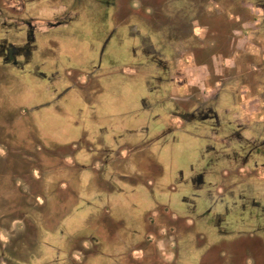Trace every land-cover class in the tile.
Listing matches in <instances>:
<instances>
[{
	"label": "rangeland",
	"instance_id": "obj_1",
	"mask_svg": "<svg viewBox=\"0 0 264 264\" xmlns=\"http://www.w3.org/2000/svg\"><path fill=\"white\" fill-rule=\"evenodd\" d=\"M113 1L114 12L112 0L6 1L12 10L23 3L19 14L33 19L40 27L37 36L41 38L37 41L33 61H39L43 70L53 73L55 78L46 81L32 76L31 83L20 81L15 85L20 88L17 89L15 79L10 76L5 90L0 85V98L7 90L12 92L11 97L10 93L6 97L9 107L42 104L22 118L20 131L18 125L10 127L18 119L19 110L5 109L0 102V245L8 249L13 241L18 244L14 248L15 256L7 253L0 264H122L123 255L119 254L126 252L127 246L139 252L132 256L131 264H153L148 259L150 252L160 258L156 264L199 263L205 246L199 243L196 246L195 240L185 239L180 233L170 235V222L160 218V206L167 205L178 213L177 208L183 206L182 197L188 193L181 184L175 191L168 189L175 177L179 178L180 170L184 178L190 173L187 148L194 140L185 130L177 133L178 142L170 143L167 136L163 138L166 141H161L163 147L159 141L144 150L145 160L154 159L160 168V175L148 176V185L114 181L110 185L115 192L106 190V177L110 176L112 167L103 168L104 176L100 175L106 179L101 181L94 170L99 162L93 155L103 144H125L129 137L122 130L147 126L148 118L170 105L161 103L152 111L141 108L143 98L151 101L166 90L164 83L159 86L155 79L162 73L160 67L146 57L141 48L142 37H148L158 47L159 53L154 55L162 58L161 64H166L167 68L179 58L184 60L189 53L192 64L206 63L204 73L208 71L210 82L217 81L225 74L216 60H221L220 54L231 53L229 46L233 36L239 34L235 29L248 30L256 25L254 19L264 17V6H258L253 0ZM66 10L71 17L67 23L47 26L52 16ZM154 11L161 18L162 25L157 24L159 34L154 35L142 26L140 33L132 32V27L138 25V19L132 14L152 15ZM191 30L196 34L191 35ZM212 60H215L213 64ZM228 65L233 66L230 61ZM191 71L193 76L200 75L199 67L187 70L186 74ZM223 71L228 72L229 67H224ZM198 85L191 88L190 84L185 89L186 94L194 88L199 98L201 93L208 97L210 93H206V88ZM171 92L166 90L167 95ZM161 119L160 123H165L166 117ZM152 125L153 121L149 131ZM187 130L193 133L192 129ZM135 135L141 137L144 133ZM33 137L40 140L38 150L46 148L50 153L37 151L34 145L27 148L26 142L30 144ZM80 137L85 145L74 149L72 143ZM68 159L88 167L77 170ZM127 162L137 167L132 159ZM147 165L145 162L144 166ZM31 169L34 175L40 174L41 185L30 177ZM40 207L38 215L33 209ZM148 210L155 211L158 215L155 222L162 223L165 231L159 237H152L151 243L142 237L122 243L121 239H109L105 234L110 219H121L129 226L142 219L147 222L144 213ZM14 217L17 221L13 222ZM134 228L142 231V228ZM154 233L157 235V231ZM93 238L103 240L102 254L84 256L83 250L92 249ZM21 241L26 242V246L33 245L25 258H22L26 254L25 244L21 245ZM220 250L219 262L225 263L226 249ZM18 259L23 261L15 263Z\"/></svg>",
	"mask_w": 264,
	"mask_h": 264
},
{
	"label": "flooded vegetation",
	"instance_id": "obj_2",
	"mask_svg": "<svg viewBox=\"0 0 264 264\" xmlns=\"http://www.w3.org/2000/svg\"><path fill=\"white\" fill-rule=\"evenodd\" d=\"M113 4L114 1L112 0L111 6L114 12ZM151 5L155 9L153 2ZM21 6L12 10L10 5L7 6L5 2L0 0V73L3 77L0 79V85L3 90L7 88L10 76L15 79L14 86L20 84V81L21 83H31L32 76L43 78L46 81H53L55 78L53 73L50 74L43 70L42 65L38 63L39 61H33L34 52L38 45L37 41L41 38L40 35L39 37L37 35L41 30L33 19L24 18L19 14ZM156 13L154 11L151 13L152 15L150 13L132 14L138 19V25L132 27V32L140 33L142 26L144 30L154 35L159 34L160 27L157 24L160 26L162 24L159 14ZM125 14L128 15L127 12ZM125 14L123 17L126 19ZM69 16L67 10L64 14L52 16L48 27L52 28L61 23H67L71 18ZM117 16L121 15L117 14ZM122 20L123 18L120 21ZM149 40L148 37H142L141 48L146 57L155 66L160 67L162 76L155 79H157L159 86L164 83L166 88L167 83H169L167 79L169 68L166 64H161L162 61L158 62L155 59V44ZM91 74L92 72L86 76L87 80ZM82 86L84 87V85ZM15 87L20 89L18 86ZM150 92L153 93V89H150ZM9 93L8 90L6 94L2 93L0 102H3L5 109L19 110L18 119L10 127L18 125L21 131L22 118L26 116L28 111L38 108L42 104L29 105V107L25 105L9 107L6 103V97H9ZM11 94L12 92L10 97ZM217 98V94H213L208 100H199L193 94L184 97L172 96V94L167 95L166 90L151 101L148 98H143L141 108L144 111H151L161 103H169V107L160 110L159 115L164 114L166 118H169V121L176 120L174 125L165 121L162 125L160 124L163 128L161 131L158 128L154 129V123L159 122V120L156 118L157 116H153V118L147 119V126L142 125L138 126V129L122 130L121 132L128 134L129 138L136 139L119 146L103 144L97 150V154L93 155L99 162L98 167H94V170L99 173L101 181L107 178L105 189L109 191L115 192L116 189L110 185L114 181L141 182L148 185V176L160 175V168L154 159L148 157L145 160L144 150L153 142L159 141L163 147L161 141L167 136H169L168 141L170 143L178 142L180 138L177 133L185 130L186 134L194 140L189 142L187 148L190 173L187 178H184L183 171L180 170L179 178L175 177V182H172L168 189L175 191L177 185L181 184L187 188L188 193L182 197L183 206L177 208L178 213L169 209L167 205L160 206L161 220L170 222L168 223L170 235L178 236L180 233L184 235L185 239L195 240L196 246L198 243L201 247L205 246L202 247L198 264H203L202 259L207 258V256L208 259L211 258L208 260L210 261L209 264H216L217 262L219 264H264V109L260 110V112L262 111L260 119H258L260 123L248 127L239 121V110L235 107L218 108L216 106ZM151 121H153L152 130L149 131ZM188 128L192 129L193 133L189 132ZM246 132H249L252 137L246 136ZM142 133L144 135L141 137L135 135ZM122 136L120 134V137ZM163 140L166 141V139ZM83 142V137H80L72 145L75 146L74 149L82 148L85 145ZM39 143L40 140L33 137L30 144L28 141L26 142V147L31 149L34 145L37 151L50 153L46 148L38 150ZM124 145L126 152L122 153L124 149L121 147ZM41 152L40 154H42ZM130 159L136 163L137 167L130 166L127 162ZM144 161L148 163L147 166H144ZM67 162L72 163L77 170L88 167V165H82L70 159ZM107 167H112V172L110 176L102 179L100 174L104 176L103 168ZM30 173V177L36 179V182L41 185L40 174L36 172L34 175L33 169L30 170ZM119 191L121 189L118 187L117 192ZM41 205L43 204L41 203ZM33 210L39 215L42 207ZM24 213L26 216L27 211ZM157 216L154 210L145 211L144 217L147 222L142 219L130 226L124 225L121 219L112 218L110 224L107 225L105 234H108L109 239H121L122 243H125L126 239L133 240L139 237L151 243L152 237H159V234L165 232L161 226L163 224L155 222ZM11 221H17V219L14 217ZM35 221L37 224V218ZM134 227L142 228V231ZM122 231H125L123 232L124 236L121 235ZM155 231H157V235H153ZM92 241V249L83 250L84 256L101 253L100 246L103 247V240L99 241L98 238H93ZM19 243L25 244L26 254L22 255V258H25L28 248L33 247V245L26 246V242L22 241ZM16 245H18L16 241H13L8 249L0 245V259H6L7 253L15 256L14 248ZM220 248L226 249L225 263L224 261L219 262L221 259ZM119 255H123L122 264H131L132 256L139 255V252L127 246L126 252ZM155 255L154 252L148 254V259L153 264L160 260ZM228 259H230L229 262ZM17 261L20 263L23 260L18 259L15 263ZM205 262L208 263L206 259Z\"/></svg>",
	"mask_w": 264,
	"mask_h": 264
},
{
	"label": "crops",
	"instance_id": "obj_3",
	"mask_svg": "<svg viewBox=\"0 0 264 264\" xmlns=\"http://www.w3.org/2000/svg\"><path fill=\"white\" fill-rule=\"evenodd\" d=\"M2 1L6 3L7 0ZM253 1L263 8L264 0ZM254 23H256V25L248 30L235 29L234 32L239 34L233 36V41L229 46L231 53H229V55L220 54L221 60H216V64L222 67L223 70L224 67H229L228 72L222 70L225 74L223 76L224 78L221 77L218 78L217 81L210 82L208 71L204 73L203 70V67L207 66V64L201 62H195L192 64L193 61L190 59L191 54L188 53L185 55L186 58L184 60L179 58L177 62L172 63L171 66L169 65V75L167 77V79L169 78V83L166 85V90L169 92L172 91V96L184 97L193 94L199 98V96L194 93L195 89H191L192 87H196L199 83V88L202 86V88H206V93H210L206 98L204 97V93H201L202 97L199 98V100H208L213 94H217L218 98L216 106L218 108L235 107L239 110V121L241 123L246 124L248 127H253L254 125L259 124L260 120L258 119H260L262 113L260 110L264 109V17L254 19ZM47 26H49V24ZM194 33L196 34L195 30H191V35H194ZM154 48L155 52L159 53L158 47H155L154 45ZM155 59L158 60V62H161L162 58L156 56ZM185 60H187V62ZM228 61L232 62L233 66L228 65ZM214 62L215 60L211 61L212 64ZM196 67L200 68V75L193 76L192 71L189 73L190 76L186 74L187 70H192L193 68L196 69ZM231 73L232 75H229ZM232 82H234V84L231 87H228ZM190 84V92L189 94H186L188 92H185V89H188ZM182 89H184L183 92H181ZM154 117L159 120V122L154 123V129L158 128V130L161 131L163 128L161 126L162 123L160 122L162 121V117L165 118V115L162 114L160 116L159 114H155ZM166 121L170 122L169 118H166ZM172 121L175 122L176 120L173 119ZM246 136L252 137L249 132H246ZM128 139L129 141H133L136 138ZM152 144H156V142H153ZM121 149H124L122 153L126 152L125 145L121 147ZM205 259H208V256L207 258L202 259L203 264H209L210 261L206 263ZM216 264L219 263L217 262Z\"/></svg>",
	"mask_w": 264,
	"mask_h": 264
}]
</instances>
